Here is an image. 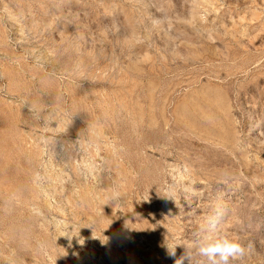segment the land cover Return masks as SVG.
Instances as JSON below:
<instances>
[{
	"label": "rangeland",
	"instance_id": "374dc122",
	"mask_svg": "<svg viewBox=\"0 0 264 264\" xmlns=\"http://www.w3.org/2000/svg\"><path fill=\"white\" fill-rule=\"evenodd\" d=\"M217 208L264 264V0H0V264H175Z\"/></svg>",
	"mask_w": 264,
	"mask_h": 264
},
{
	"label": "clouds",
	"instance_id": "9594fccd",
	"mask_svg": "<svg viewBox=\"0 0 264 264\" xmlns=\"http://www.w3.org/2000/svg\"><path fill=\"white\" fill-rule=\"evenodd\" d=\"M225 217V210L217 208L207 218L203 235L196 242L194 250L187 251L185 255L175 259V264H229L230 260L243 261L249 257L254 251L251 242L244 244L217 234ZM176 246L168 247V254L173 258L176 256Z\"/></svg>",
	"mask_w": 264,
	"mask_h": 264
}]
</instances>
